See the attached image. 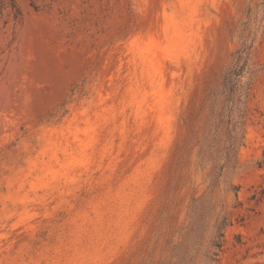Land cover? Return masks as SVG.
<instances>
[{"label":"rangeland","instance_id":"374dc122","mask_svg":"<svg viewBox=\"0 0 264 264\" xmlns=\"http://www.w3.org/2000/svg\"><path fill=\"white\" fill-rule=\"evenodd\" d=\"M208 251L264 264V0H0V264Z\"/></svg>","mask_w":264,"mask_h":264},{"label":"trees","instance_id":"16d2710c","mask_svg":"<svg viewBox=\"0 0 264 264\" xmlns=\"http://www.w3.org/2000/svg\"><path fill=\"white\" fill-rule=\"evenodd\" d=\"M222 228H223V226L219 229V233H218V235L216 237L217 240L213 241V243H212V248H215L216 250H219L221 248V237H222V234L220 233V231H221ZM185 245H187V241H186ZM205 257L207 258V264H208V262H216L217 253L216 252L215 253H211L210 251H208V254L205 255ZM176 260H177V258H176ZM194 260H195L194 256L193 257H189V263L190 264H192Z\"/></svg>","mask_w":264,"mask_h":264}]
</instances>
